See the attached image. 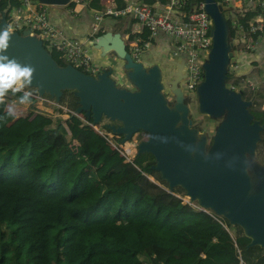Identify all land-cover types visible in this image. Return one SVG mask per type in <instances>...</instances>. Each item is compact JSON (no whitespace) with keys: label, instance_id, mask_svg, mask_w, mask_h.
Listing matches in <instances>:
<instances>
[{"label":"trees","instance_id":"1","mask_svg":"<svg viewBox=\"0 0 264 264\" xmlns=\"http://www.w3.org/2000/svg\"><path fill=\"white\" fill-rule=\"evenodd\" d=\"M10 1L0 0V12ZM86 1L85 8L101 6ZM114 4L121 8L124 0ZM148 33L142 26L138 44L153 42ZM49 53L59 63L58 51ZM243 76L227 69L225 82L236 86ZM254 96L248 110L262 124L264 142V93ZM134 159L144 169L127 163L105 135L75 115L23 116L0 127V264H239V243L246 264H264V246L247 245L240 225L143 176L155 173L150 152H136Z\"/></svg>","mask_w":264,"mask_h":264},{"label":"water","instance_id":"2","mask_svg":"<svg viewBox=\"0 0 264 264\" xmlns=\"http://www.w3.org/2000/svg\"><path fill=\"white\" fill-rule=\"evenodd\" d=\"M39 1L64 4L68 0ZM203 2L212 20L211 44L202 63V80L195 91L205 113L218 115L226 111V118L219 125L204 158L198 152L190 157L192 137L183 135L174 126L182 106L176 102L177 110L166 104L160 93L162 83L157 64L146 66L140 60H133L117 32L111 33L108 29L105 32L111 35L110 39L95 36L91 42L103 51L114 50L125 60L124 66L130 68L128 74L138 84V90L113 85L107 75L109 68L92 75L70 63L58 65L41 40L27 28L20 33L11 32L10 47L5 54L22 64L32 65L36 70L32 83L57 99L61 89L76 87L75 95L80 104L77 107L96 121L102 113L120 118L124 125L117 130L127 133L139 125H146L149 139L140 142L136 152H150L154 157L152 167L161 172L170 186L180 182L186 193L194 197L199 194L200 201L207 205L211 202L212 208L219 212L227 210L232 224L245 226L243 233L247 236L246 233H251L247 245L264 246V200L246 193L249 182L244 172V151L253 150L262 124L247 108L251 100L242 98L240 90L224 84L231 55L227 24L220 4L215 0ZM4 24V13H1L0 29Z\"/></svg>","mask_w":264,"mask_h":264},{"label":"built area","instance_id":"3","mask_svg":"<svg viewBox=\"0 0 264 264\" xmlns=\"http://www.w3.org/2000/svg\"><path fill=\"white\" fill-rule=\"evenodd\" d=\"M85 0H82L84 3ZM220 4L224 19H229L231 27L229 34L230 50L234 61L237 50H246L256 44L257 39L264 35V0H215ZM46 3L39 0H19L18 5H13L4 13L5 24L10 31L29 30L41 40L44 48L58 51V60L61 65L70 63L79 70L95 75L98 67L92 62L87 46L82 40L66 36L58 27L48 20ZM188 4V8L184 7ZM251 12L250 15H245ZM131 16L135 18L140 27L145 26L154 36L159 32L168 36L171 44V55L178 56L181 60L180 71L183 79V88L195 90L202 80V63L204 57L200 52L208 53L211 44L212 20L204 8L203 0H167L166 3L157 4L146 1L124 2L121 8L115 7L111 0H102L101 6L93 11L94 25L104 16ZM239 17H242L243 24ZM127 35V34H126ZM138 39L125 42L130 56L137 59L147 41L138 44ZM89 42L91 39L89 38ZM92 43V42H91ZM239 44L236 47V44ZM57 62V61H56ZM58 63V62H57ZM234 65V66H233ZM230 67H235L233 63ZM246 87L253 91L264 93V76L244 79ZM234 89V86L228 85ZM241 91V89H240ZM259 109L264 111V98Z\"/></svg>","mask_w":264,"mask_h":264},{"label":"rangeland","instance_id":"4","mask_svg":"<svg viewBox=\"0 0 264 264\" xmlns=\"http://www.w3.org/2000/svg\"><path fill=\"white\" fill-rule=\"evenodd\" d=\"M189 1L194 2V0H189ZM115 18H116L115 20H111L108 22L109 24L112 23V29H114V30L109 29L111 33L117 32L124 40V43L128 42L129 40H135L138 38L139 29L141 26L138 21L133 22L132 21L133 17L131 18V16L127 17L124 15L117 16ZM105 20L106 19L100 21L101 28L98 29V33L103 31L104 28L102 27H105V29L108 30L107 29L108 27L105 25L106 24ZM224 20L227 24V31L230 34V30H231L229 24L230 21L228 18ZM126 34L127 37H124ZM148 44L141 50L142 52L145 50L148 51L147 52L148 57L150 58L148 61L143 58V60L145 61L144 62L142 60V57H138L137 59L134 58L132 59L140 60L146 66L153 63L157 64L160 73L159 79L160 82L162 83L160 93L165 99L166 104L171 109H177L175 105L176 102H178L177 103L178 106L179 105L182 106V109L179 110L177 109L178 114L174 121V126L183 135H190L192 137V150L190 152V157L193 158L195 153L198 152L201 158H204L211 147V142L217 132L219 125L226 118V111H223L218 115L205 113V111H203L199 106L196 91L187 90L183 88V79L180 77V75H178L180 73L178 62L174 60L170 51L167 50L168 52L163 53V50L155 49L153 43L150 44V47ZM238 45L239 44L237 43L236 47H238ZM98 48L101 50L100 47ZM107 53L109 58H113V59L111 60L107 57L108 60H110V62L108 61L109 64L107 63V67L103 66L98 68V70L95 71V74L100 72L102 69L108 70L107 68H109L107 75L112 80L113 85H115L118 88H123L131 91L138 90L139 88L138 84L128 74L130 68L124 66L125 60L122 57H119L117 54H115L114 50L112 49L107 50ZM113 54L117 56H114ZM200 54L202 57H204V59L207 58L208 53H204L203 51H201ZM234 62L235 61H232V58L228 59V65L226 70L227 69L232 70V68H235V67H230L231 65H233ZM39 63L46 65L44 62L41 61H39ZM57 64L61 65V63H57ZM228 80H232V78L229 77ZM238 80L240 82L236 86H234V89L235 90L241 89V97L246 100H251V103L247 105V108H249V106L251 105H256V102L254 103L252 101V98L253 97L255 98L254 96L255 91H252L246 87V84H244L245 81L244 79L238 78ZM224 84L225 86L228 85L226 82ZM76 90H77L76 87H65L61 89V93L57 99L60 105L69 109H77V106L80 104L78 103V97L75 95ZM26 91L31 93L32 91H38V90L37 87L35 86H28L23 90V92ZM43 96L44 98H47V100L50 102L52 101V99H55L47 91H44ZM20 97L21 96L17 94L9 93L8 96L5 98V101L2 104L1 117H0L3 118L5 124L12 120H17L23 116L36 117L39 114H45V113L49 114L52 118L60 117L62 119L72 115L69 114L68 112H64L60 107L54 106L49 102L39 101V99L37 101L31 95L30 97L32 98L30 99V102L27 103H21ZM68 102L71 103V105L72 103L74 105L71 106L70 104H68ZM9 109L12 110L13 112L12 115H9ZM83 115L86 119L90 118V117H86L84 113ZM4 123L0 122V126H2ZM95 124L97 125V127L101 129L104 128L107 131V135L109 136L111 141H113L117 145L133 144L134 149L131 148V151H133V160L136 165L135 167L136 168L138 167L137 169L140 170L144 169V167H142L134 159V154L137 151L138 144L140 142H146L149 139V131L146 125H139L131 133L118 131L117 128L119 126L124 125L123 120L117 117L106 116L103 113L100 115L98 123ZM154 170H155L154 174L144 172V175L143 174L141 175L147 177L150 181H152L155 187L157 188L162 187L167 191H172L173 193L170 194H175L176 196L181 198L184 202L186 203L189 202L188 204H194L195 202V205L201 207L196 200V199H201V196L199 194L197 195L195 194L196 199L195 201H192L190 198L191 196L186 193V189L182 183L180 182L174 183L171 188L168 185L165 177L161 175V172L156 169ZM244 172L247 175L249 182L246 193L256 195L264 200V142H262L259 137L256 141H254L253 150L244 151ZM208 206L212 207V203L208 202ZM226 212L227 210H222L220 211V214L224 219H226L230 223L231 226L232 223L229 221ZM241 227L242 230L244 231L245 226H241ZM239 247L242 250V256L238 255L239 264H244L245 260L243 257V248L240 243H239Z\"/></svg>","mask_w":264,"mask_h":264},{"label":"crops","instance_id":"5","mask_svg":"<svg viewBox=\"0 0 264 264\" xmlns=\"http://www.w3.org/2000/svg\"><path fill=\"white\" fill-rule=\"evenodd\" d=\"M101 1L102 0H100V4H101ZM111 1L114 3V0H111ZM128 1L137 2V1H143V0H124V2H128ZM86 2H87L86 0L84 1V3H82V0H68L64 4L46 3L45 7H46V10L51 20L57 24L60 30L68 36H74L82 40L83 43L87 46L88 52L92 58V62L95 63L98 68L103 67V66L105 67L107 66V63L109 64L110 62V60H108L109 56H108L107 51L100 50L95 44L89 42V38L90 39L94 38L95 36H98L102 32L105 33L104 30L106 29L105 27H102L104 28L103 31L98 33V29L101 28V22L94 25V20L92 17L93 11L98 8H93V7L85 8L86 5L84 4ZM151 3L154 6H157V4H160L158 0H154ZM18 4H19V0H11L8 5V10H10L13 5H18ZM115 17L117 16H113V17L104 16L100 21L106 19L105 25L108 27L107 29L114 30L112 29V23L109 24L108 22L111 20H115L116 19ZM127 17H130V16H127ZM132 21L136 22L137 20L132 19ZM140 29H139V32H140ZM152 43L154 44L155 49L163 50V53L168 52L167 50L169 51L171 50L170 40L168 36H166L162 32H159L153 36ZM152 43L148 44L149 47H150V44ZM147 52H148L147 50L143 52L141 51L139 57H142V60L144 58L145 60L148 61L150 58L148 57ZM113 55L117 56L115 54ZM109 59L112 60L113 58H109ZM233 59L235 61L234 62L235 68H232L231 71L237 72L238 74L240 72H244V76L240 78L250 79L256 76H264V35H261L257 39L254 49L253 47H251L250 49H246V50H237L235 52ZM253 61H257V62L255 64H252ZM180 66L181 65L179 61L178 67ZM26 92L30 93L28 91ZM32 92H36V91H32ZM1 110L2 109H0V117H1ZM0 122L4 123L3 118H0ZM4 126L5 124H3L0 127H4Z\"/></svg>","mask_w":264,"mask_h":264},{"label":"clouds","instance_id":"6","mask_svg":"<svg viewBox=\"0 0 264 264\" xmlns=\"http://www.w3.org/2000/svg\"><path fill=\"white\" fill-rule=\"evenodd\" d=\"M12 33L8 27L0 29V104H3L9 93L16 94L27 88L34 78L35 68L30 64H22L16 58L5 53L10 47ZM21 103L30 102V93L24 92ZM13 112L9 109V115Z\"/></svg>","mask_w":264,"mask_h":264},{"label":"bare ground","instance_id":"7","mask_svg":"<svg viewBox=\"0 0 264 264\" xmlns=\"http://www.w3.org/2000/svg\"><path fill=\"white\" fill-rule=\"evenodd\" d=\"M110 37H111V35L108 32H105L103 35L99 36L98 38L110 39ZM124 37H127V35H125ZM29 86H35V87H37V90L38 91H36L34 93H31V95H33L35 97V100L38 101V99H39V101H46V102H49V103L53 104L54 106L60 107L64 112H68L69 114H72V115L77 116L84 123L90 125L94 129L100 131L112 143V145H114L117 148V150L124 156V160L126 162H129V163L133 164L134 166H136L135 165V162L133 160V154L130 153L131 152V148L134 149L133 144L128 145L126 147H120V146H118L116 143H114L113 141H111V139L107 135V131L104 128L101 129V128L97 127V125L95 123H98V121H96L95 119H93L91 116H88L84 111H81L78 107H77V109H69V108H66V107L60 105V103L58 102L57 98H55L54 96H53V98H55V99H52V101L50 102V101L47 100V98H44V96H43L44 92L41 91L36 84L31 83ZM80 112H84V114H85L86 117H90L92 119V122L89 121V119H86L84 116H81ZM170 187L172 188V186H170ZM169 192H172V191H169ZM188 195H190V194H188ZM190 196H191L190 197L191 200L192 201H195L196 198L194 196H192V195H190ZM196 200H197L198 204L202 207L201 208V207H198L196 205L199 209H203L205 211L212 210L215 214L221 216V214H220L219 211L213 209L212 207H209L206 203H203L199 199H196ZM187 203H189V202H187ZM246 234H248L249 236H251V233H246Z\"/></svg>","mask_w":264,"mask_h":264},{"label":"flooded vegetation","instance_id":"8","mask_svg":"<svg viewBox=\"0 0 264 264\" xmlns=\"http://www.w3.org/2000/svg\"><path fill=\"white\" fill-rule=\"evenodd\" d=\"M181 73H182V72L180 71V73H179L180 76H181Z\"/></svg>","mask_w":264,"mask_h":264}]
</instances>
